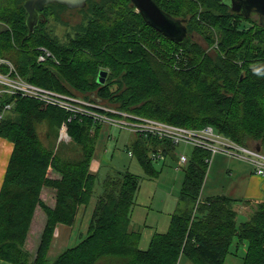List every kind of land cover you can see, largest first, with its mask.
Segmentation results:
<instances>
[{"label":"trees","instance_id":"1","mask_svg":"<svg viewBox=\"0 0 264 264\" xmlns=\"http://www.w3.org/2000/svg\"><path fill=\"white\" fill-rule=\"evenodd\" d=\"M24 1L0 0V56L27 80L144 117L192 128L212 125L241 144H259L264 152V25L259 20L233 12L221 0H155L187 19L188 36L178 42L150 25L131 0H88L79 7L83 18L76 24L63 20L69 7L56 2L43 8L28 35ZM62 24L68 29L61 34ZM42 45L56 59L39 62ZM101 70H107L104 82ZM4 98L13 106L0 120V137L12 141L14 149L0 190V259L180 264L186 256L193 264H225L246 242L242 264H264V197L202 196L210 152L200 147H193L180 166L185 176L168 230L156 231L148 248L140 246L142 231L132 225L140 176L125 170L105 177L80 240L51 259L57 226L75 227L95 193L98 174L92 163L102 124L89 116L70 120L63 107L36 98ZM64 122L68 134L57 143ZM176 149L166 139L136 135L130 150L153 177L162 170L155 166L160 159L171 156L179 163ZM158 151L163 157L154 156ZM45 188L54 190V206L43 199ZM239 202L244 211L252 209L242 222ZM38 206L47 217L33 254L26 242Z\"/></svg>","mask_w":264,"mask_h":264},{"label":"rangeland","instance_id":"2","mask_svg":"<svg viewBox=\"0 0 264 264\" xmlns=\"http://www.w3.org/2000/svg\"><path fill=\"white\" fill-rule=\"evenodd\" d=\"M252 17L260 21L258 15H253ZM82 18V12L79 7H69L63 13V20L68 21L70 24L79 23ZM67 29L68 26L62 24L59 25L58 32L62 34ZM193 35L194 39L199 41L203 46H208L198 33H194ZM67 94L85 98L79 92ZM101 102L112 105L105 101ZM135 136L133 132L124 128L108 124L101 126L93 160L98 174L95 193L86 209L81 210V220L78 221L75 227L66 224L61 225L58 233H56V235L58 234L56 241L50 250L51 259H54L64 248L72 246L80 240L82 233L89 224L95 202L103 191L105 177L117 171L130 170L140 176V188L136 196V204L134 205L132 215V225L142 231L140 246L144 249L148 248L150 240L156 231L164 232L168 230L171 214L179 205L181 186L185 176L184 169L178 167L179 164L176 158L168 156L165 162L161 159L155 162V166L158 169L162 168L158 175L153 177L147 175L137 157L129 153ZM65 138H58L57 143L65 142ZM250 146L256 148L257 145L253 143ZM192 149V145L180 144L177 146L176 151L177 154L184 152L190 155ZM231 162L237 163L241 167L243 165L247 166L248 173L236 175L235 169L230 165ZM252 169L251 164L245 160L222 153L216 154L210 163L202 189V196L206 197L218 193L228 194L231 192L232 196L246 199V189L249 187L248 184L250 183L251 176L255 175ZM50 175L58 176L54 171H51ZM44 197L47 203H52L55 198L54 190L45 188ZM243 205L241 202L237 205L239 209L238 222L247 220L252 214V209L244 211L247 207H242ZM40 217L41 222L39 220ZM46 217L45 211L39 207L35 223L32 231H30V238L27 243L28 247L35 248L39 246L42 228L40 225H37V221L39 222L38 224H44ZM235 244L234 242L233 246ZM245 252L246 242L240 245L237 254L228 255L226 264H242ZM180 264H193V262L186 256H182Z\"/></svg>","mask_w":264,"mask_h":264},{"label":"built area","instance_id":"3","mask_svg":"<svg viewBox=\"0 0 264 264\" xmlns=\"http://www.w3.org/2000/svg\"><path fill=\"white\" fill-rule=\"evenodd\" d=\"M38 49L39 62L56 59L53 51L48 47L39 46ZM18 95L58 105L73 115L89 116L96 123L124 128L135 135H152L160 139H166L177 146L185 144L204 148L210 152V156L207 158L209 164L218 153L239 158L250 163L254 173L264 176V152L262 150L241 144L218 132L212 125L200 128L181 126L136 115L113 105L104 104V102L97 99L90 100L52 90L27 80L18 72L10 59L0 56V120L13 106V100L6 101L4 97L12 98ZM67 129V123L64 122L60 129L59 139L67 136ZM129 153L133 155L131 150H129ZM154 156L163 157V152L158 151ZM178 156V167L180 168L181 165L188 162V155L180 152Z\"/></svg>","mask_w":264,"mask_h":264},{"label":"water","instance_id":"4","mask_svg":"<svg viewBox=\"0 0 264 264\" xmlns=\"http://www.w3.org/2000/svg\"><path fill=\"white\" fill-rule=\"evenodd\" d=\"M88 0H25L23 5L26 9V24L30 35L39 24L43 8L50 3H62L70 8L82 7ZM248 11L256 13L260 18V23L264 25V0H242ZM136 10L142 14L144 19L153 27L157 28L165 35L181 42L188 36L187 19L173 16L159 6L155 0H131ZM107 70H101L99 81L104 82ZM261 150V146H256Z\"/></svg>","mask_w":264,"mask_h":264},{"label":"crops","instance_id":"5","mask_svg":"<svg viewBox=\"0 0 264 264\" xmlns=\"http://www.w3.org/2000/svg\"><path fill=\"white\" fill-rule=\"evenodd\" d=\"M13 149H14V143L12 141H10L7 138L0 137V190H1V187H2V184H3V181H4V177H5V174H6V170H7V167H8L9 160H10V157L12 155ZM230 165L235 169L236 175H239L240 173H242V174H245V173L247 174L248 173V168L245 165H243L241 167L237 163H234V162H231ZM95 166L96 165H94L92 163V169L94 171H96L95 170ZM254 174L255 175L251 176L250 183L248 184L249 187L246 189V196H245L246 199H262L264 197V176H260V175H258L256 173H254ZM224 194H226V193H224ZM227 195L232 196L231 192L228 193ZM42 197L45 200L44 190L42 192ZM233 197H235V196H233ZM55 202H56V200L54 198L53 202L52 203H48V204H50L51 206H54ZM39 207L40 206H38L37 209H36L35 216H34L30 231H32V227H33V225L35 223V218H36V214H37V212L39 210ZM39 220L41 222V217L39 218ZM38 223L39 222L37 221V225H40V227L42 228V231H43V228L45 226L46 221H44V224L43 223L42 224H38ZM61 225H63V224H59L57 226L52 246H53V244L56 241V238L58 236V234L56 235V233H58V230L60 229ZM41 234H42V232H41ZM62 234H63V232H62ZM29 235H30V232H29ZM29 235H28V238H27L26 246L33 254H35L36 251H37L38 246H36L35 248L28 247L27 243H28V239L30 238ZM49 254H50V252H49ZM0 264H16V263H12V262L0 259ZM225 264H226V262H225Z\"/></svg>","mask_w":264,"mask_h":264},{"label":"flooded vegetation","instance_id":"6","mask_svg":"<svg viewBox=\"0 0 264 264\" xmlns=\"http://www.w3.org/2000/svg\"><path fill=\"white\" fill-rule=\"evenodd\" d=\"M221 1L227 4L233 12L243 14V16L245 17H251L253 15H257L254 12L248 11L247 7L245 6L242 0H221Z\"/></svg>","mask_w":264,"mask_h":264},{"label":"bare ground","instance_id":"7","mask_svg":"<svg viewBox=\"0 0 264 264\" xmlns=\"http://www.w3.org/2000/svg\"><path fill=\"white\" fill-rule=\"evenodd\" d=\"M41 47H43V46H41ZM46 47H47V46H46ZM54 55H55V54H54ZM55 57H56V56H55ZM40 86H41V85H40ZM46 88H47V87H46ZM49 89H50V88H49ZM52 90H53V89H52ZM19 96H23V95H19ZM50 104H51V103H50ZM53 105H55V104H53ZM57 106H58V105H57ZM69 113H70V112H69ZM133 114H135V113H133ZM136 115H137V114H136ZM75 116H78V115H73V114L70 113V118H71V119H70V118H69V119L72 120V118L75 117ZM80 116H82V115H80ZM140 116H141V115H140ZM148 118H150V117H148ZM152 119H154V118H152ZM156 120H158V119H156ZM161 121H162V120H161ZM164 122H165V121H164ZM168 123H169V122H168Z\"/></svg>","mask_w":264,"mask_h":264}]
</instances>
